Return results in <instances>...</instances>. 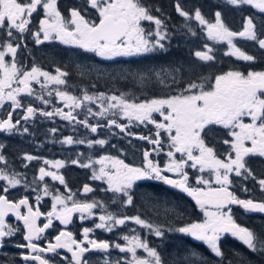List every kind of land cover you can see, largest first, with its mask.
<instances>
[{
	"label": "snow or ice",
	"instance_id": "6c2138e0",
	"mask_svg": "<svg viewBox=\"0 0 264 264\" xmlns=\"http://www.w3.org/2000/svg\"><path fill=\"white\" fill-rule=\"evenodd\" d=\"M224 2L235 8L248 6L264 14V0ZM87 5L94 10L91 18L82 14L78 8L69 9L65 16L58 6V0H0V32L5 37L0 41V108L7 105L11 109L7 111L6 118L0 119V132L18 131L21 120L29 121L37 114L45 118L59 116L69 124L82 125L91 133H97L100 128H118L121 132H127L133 121L153 125L155 132L152 136H139V139L154 146L143 152L141 166L130 165L112 156H100L94 161L89 159L87 163L75 159L71 163L92 168L91 178L107 185L103 191L117 194L113 203L118 200L123 208L136 207L133 189L139 186L138 181H159L191 197L203 218L173 227L145 219L139 210L135 215L117 214L108 211L101 201H81L68 188L64 176L59 172L65 167V161L49 159L43 160L44 166L39 168V175L34 178L33 183L37 179L44 182L45 177H50L52 181H58L64 186V192L52 190L46 182L42 189H32L37 192V205L43 197L51 198V209L44 213L38 206L33 207L28 196L14 201L5 195L9 189L20 185L27 188L28 183L25 174L8 170L7 158L0 154V164L5 165L0 167V181L4 182L0 185V190L5 193L0 194V247L6 245L8 238L21 231L7 220L14 216L23 225L24 243H17L15 247L23 250L19 256L25 264H53L46 258V254H58V249L71 253L69 264H90L86 253H107L112 247L129 254L130 258L125 257L124 264H169L163 254L151 247L147 238L142 237L136 228L122 234L121 239L125 242L123 245L90 237L94 228L112 232L129 224L139 226L156 237H163L166 231L191 237L206 246L214 257L219 258L214 264H224L227 259L221 247V240L225 235L235 238L251 252L264 254V225L261 226V231L242 225L237 222L233 210V206H237L245 214L264 215V178L257 180L262 194L260 199L254 196L241 198L232 190L233 176L243 177L245 180L249 177L257 179L247 166L246 158L264 157V71H248L246 75L240 71H228L216 75L214 82L206 83L204 78L185 80L182 65L122 69L117 78L126 80L131 77L132 82L141 89L146 90L149 85L168 89L162 95L142 94L141 98L133 92L119 90L90 93L83 89L81 95H73L61 87L67 85L66 78L69 76L62 68L56 67L53 74L35 64L30 69L18 66L16 54L20 45H14L13 41L19 39L22 42L25 33L31 34L36 45L59 42L109 61L119 57L147 58L157 51L166 50L164 42L170 40L171 34L164 21L153 15L142 0H87ZM175 10L184 18L185 24L182 27L187 33L196 35L189 23L194 20L205 32L207 40L214 43L226 42V56H235L244 61L256 59L236 46L234 41L237 38L253 41L258 44L259 49L264 50V28L257 30L254 16H246L243 29L236 32L225 25L221 11L215 12L213 22L206 19L199 8L190 13L177 2ZM156 11L159 12L160 9L157 8ZM34 14L40 15L35 30L32 28ZM144 21L154 24L155 29L146 30L142 24ZM214 51L212 46L205 43L203 50H195L193 55L197 60L207 63L215 60ZM9 56L11 60L8 59ZM76 67L81 77L101 74V70L92 65L77 64ZM34 85H39L41 92H36ZM53 92L63 103V108L54 107L52 111H48L46 107L52 101L45 99V95L51 97ZM24 96L34 97L46 107L38 109L31 103L25 106L22 99ZM92 105H95V110ZM17 109H22L24 114L13 120ZM80 115H83V119H78ZM120 120H127L128 123L122 124ZM211 125H219L228 130L227 136L230 139H223L228 151L223 158L206 141V130ZM50 131L55 133L57 129L52 128ZM23 132L27 133L28 128L24 127ZM59 142L65 145L86 142L88 147H103L107 143L105 139L85 141L73 136H66ZM3 147L0 144V149ZM152 153L157 156L163 153L166 160L161 164L152 158ZM23 159L31 162L39 158L25 154ZM95 165H100L98 170ZM188 168L199 173L195 176L194 184L186 170ZM93 191L88 184L83 186V194ZM243 191L249 193L251 190L243 187ZM145 203L147 205V201ZM147 206L156 215L161 214L159 205ZM97 208L101 210L99 222L94 224V228H83L82 240H78L71 231L61 230L53 238L54 242L48 241L46 246L41 245V241L46 239V230L54 227V220L67 226L72 223L74 213H78L83 221L95 216L94 210ZM174 211V208H165L163 214L167 217L169 212ZM41 217L46 220L42 226L38 223ZM138 250H142L143 255ZM104 264H109V261L105 259ZM171 264L213 262L197 251H186L183 255L177 253ZM228 264L235 262L229 260Z\"/></svg>",
	"mask_w": 264,
	"mask_h": 264
},
{
	"label": "flooded vegetation",
	"instance_id": "af4514ba",
	"mask_svg": "<svg viewBox=\"0 0 264 264\" xmlns=\"http://www.w3.org/2000/svg\"><path fill=\"white\" fill-rule=\"evenodd\" d=\"M179 2L185 11L194 13L196 8H199L202 14L208 16L211 21L215 20V12L221 11L222 19L225 25L229 28L227 20H234L239 18H230L224 16L228 11L238 12L239 8H235L231 5H226L224 0H142L146 6H148L153 15L161 18L165 25L167 26V31L171 34L170 40H166L165 47L166 50H160L153 54H150L147 58L140 57H119L115 60H102L96 57L92 53H83L79 49H75L66 45H62L59 42H44L41 45H36L33 37L30 33H25L24 40L21 42L19 39L14 40L13 44H19V48L16 54V62L18 66L25 69H30L34 64L42 70L49 71L50 73L55 72L56 67H60L69 73L67 79V85L61 86L73 95H81L83 89H87L90 93L92 92H107L112 91H124L133 92L136 96L142 98V94L146 95H162L168 91V89L163 88L159 85H151L147 87L146 90L141 89L139 85L132 82L131 79H120L117 75L113 77L111 74L104 73L100 74V77L87 79L81 77L79 73H75L76 63L88 64L97 68H102L106 71L110 70L112 73L116 70L121 71L122 69H139L146 66L158 65L159 63L165 64L164 62L170 58L175 57L183 58L182 63L193 69L191 74L184 72L183 75L186 76L185 80L188 79H200L204 78L206 83L214 82L215 76L223 74L228 71H240L247 74L248 71H264V50L259 49L258 44L253 41H247L242 38H237L234 43L246 54L253 55L256 57L254 61H244L237 59L235 56H226L224 52L228 50L227 43H214L213 41L207 40L206 34L201 30L199 24L196 21H190L192 24L196 35H191L187 33L186 29L182 26L185 24L183 17L179 16L175 10L176 3ZM58 6L62 13L67 16L68 10L71 8H78L82 11V14L91 18L94 15V10H91L87 5V0H58ZM160 9L159 12L156 9ZM227 8V9H226ZM243 14V22L241 29L237 30L239 32L243 29L246 16H254V24L257 30L264 28V14L258 13L255 9L248 6L241 7ZM42 15V13L40 14ZM40 15L33 16L32 28L38 26ZM146 30H154L155 25L151 22H142ZM230 29V28H229ZM179 30V31H178ZM232 30V29H230ZM234 31V30H232ZM4 33L0 32V41L4 39ZM190 39L187 41V45L183 43L182 40ZM207 43L212 46L214 51L215 60L211 62H201L196 59L193 55L195 50H203V45ZM182 55V56H181ZM11 60V56L8 57ZM157 63V64H156ZM156 67V66H155ZM94 76V75H93ZM102 76V77H101ZM209 77V78H206ZM95 85V87H93ZM53 86H50L52 88ZM36 92H41L39 85H34ZM23 102L25 106L31 103L34 107L38 109H44L46 106L40 101L36 100L34 97L24 96ZM45 99H50L52 103L46 107V110L52 111L54 107L63 108V103L58 100L53 92L51 97L45 95ZM95 110V105H92ZM11 109L7 107L0 108V119L6 118L7 111ZM67 111V109H65ZM79 112V110H77ZM24 114L22 109H17L13 114V120L19 119ZM159 118V117H157ZM78 119H83V115L78 116ZM95 123V120L91 121ZM103 123V122H102ZM120 123L127 124V120H120ZM27 127L28 132L24 133L23 128ZM56 128L57 131L52 133L50 130ZM18 131H13L12 133L0 132V144L4 147L0 149V154H3L8 161V170H15L18 173L25 174V178L28 186L33 189L39 185H44L46 182L52 190L59 189L64 192V186L60 185L58 181H52L50 177H45V181L41 182L38 179L33 183L35 177L39 175V168L43 165L44 159L49 160H60L58 154H68L66 151H61L59 147V141L62 137L73 136L75 139L80 140H95V139H105L107 143L101 147L99 145H93L92 147L98 148L95 151V155L91 153V147H88L87 143L82 144H72L73 152L77 156H69L68 158L61 157V160L65 161V167L59 170L65 178L68 188L71 189L73 193L76 194V198L81 201H92L93 199L103 202L108 211L113 213H126L128 215L137 214V210L145 219H151L154 223H164L165 225H171L173 227L178 226L183 223H191L194 221L201 220L203 218L200 210L192 205V208H187V198L177 189H173L170 186L164 185L159 181H138V187H134L133 191L135 193L134 199L136 201V207L129 206L128 208H123L119 201L113 203L116 199L117 194L106 191H98V182L102 183L107 188V185L103 181L93 180L92 174L90 175V169L83 168L78 164L71 163L72 160L80 159L82 156L84 159H88L91 156H97L101 154L102 156H110L107 152L117 153L116 157L124 160L125 163L134 166H141L143 164V152L145 150H151L154 146L149 144L146 140L139 139V136H152L155 132L153 125L148 124H138L133 121L129 126L127 132H121L118 128H112L111 130L107 128L98 129L97 133H91L85 129L82 125L69 124L68 121L62 120L59 116L53 118H45L37 114L35 117L29 121L21 120V124L18 126ZM226 129H223L219 125H211L206 130V141L209 146L214 147L217 154L223 158L224 154L228 151V146L223 144V139L230 137L227 136ZM166 139V135H165ZM28 144H26V143ZM25 154H30L39 159L33 160L31 162L23 159ZM152 158L158 160L163 164L166 160V156L161 153L157 156L152 153ZM72 159V160H71ZM81 163H87L86 161H80ZM247 166L252 170L256 176V180L249 177L245 180L243 177H235L232 179L234 181L233 191L237 193L241 198H249L254 196L257 199L262 198V194L257 183L258 179L264 178V157H248L246 158ZM27 164V167L24 165ZM0 167H5V165L0 164ZM47 167V166H45ZM189 172L190 180L194 184L195 176L199 173L191 168L186 169ZM207 176V173H204ZM4 182L0 181V185ZM85 184H88L93 188V192L83 194L82 189ZM243 187H247L251 191L245 193ZM0 194H5L0 190ZM5 195L9 199L17 201L24 196H28L33 207H39L42 212L47 213L51 209V198L43 197L39 205H37L35 197L37 195L36 191L24 190L23 187L17 186L16 188L9 189L8 193ZM42 195V193H41ZM159 205L160 215H156L155 212L150 210L146 205ZM175 209L174 212H169L166 217L164 209ZM234 215L237 222L248 226L254 227L257 231H261V226L264 225V215L261 214H245L242 209L234 207ZM26 211V210H25ZM190 211L193 215L187 218V212ZM95 216L80 220L78 213L73 214L72 223L69 225H61L59 221L54 220V227L49 228L45 232L46 239L41 241L42 246H46L48 241L54 242V237L61 230L71 231L78 240H82V230L85 227L94 228V224L98 223V216L101 214L99 208L95 209ZM8 222L18 226L21 231L12 238H8L5 246L0 247V264H25L23 260L20 259L19 253L23 251L22 249H17L15 244L24 243L23 241V225L18 222L14 216L7 218ZM189 220V222H187ZM46 220L41 217L38 223L42 226ZM136 228L137 232L142 236L146 237L149 241L151 247L157 248L171 264L172 252L177 255V253H185L190 247H201L204 250L199 251L203 256H205L210 262L218 260L214 257L211 252L201 244L200 242L194 241L191 237L184 236L183 234L176 232H165L163 237H156L147 232V230L140 229L139 226L129 224L127 227L121 226L114 229L112 232H107L102 229H95L90 233V237L97 240H106L109 242L124 244L125 242L121 239L122 234L129 232V229ZM242 247L247 249L242 243H240L235 238L230 235H225L221 240V247ZM248 250V249H247ZM58 254L47 253L46 258L53 262V264H69L71 260V253L64 249H58ZM248 252H251L250 250ZM139 254L143 255L142 250H138ZM171 254V257H170ZM86 258L90 261V264H104L105 259L109 261V264H124L123 260L127 256L126 253H121L117 248H110L107 253L101 252H89L85 254ZM67 259H64V258ZM264 258H253L250 253H248V258L246 257H236V264H257L256 261ZM232 260V259H231ZM229 261V260H228ZM226 264V263H224Z\"/></svg>",
	"mask_w": 264,
	"mask_h": 264
},
{
	"label": "rangeland",
	"instance_id": "374dc122",
	"mask_svg": "<svg viewBox=\"0 0 264 264\" xmlns=\"http://www.w3.org/2000/svg\"><path fill=\"white\" fill-rule=\"evenodd\" d=\"M227 9V8H226ZM204 16H205V18L206 19H209V20H211L208 16H206L205 14H203ZM179 31V30H178ZM188 40H190V39H185V40H182L183 41V43L185 44V46L187 45V41ZM182 56V55H181ZM169 59L168 60H166L164 63L165 64H162V63H159L158 65H151V66H153V67H160V66H165V67H167V66H169V65H172V66H176V65H182L183 66V68H184V72H187L188 74H191L192 72H193V69L192 68H189L188 66H186L185 64H183L182 63V60H183V58H181V57H175L174 59H172V58H170V57H168ZM75 63H76V65L77 64H81V63H78V61L77 60H75ZM157 64V63H156ZM97 68V67H96ZM98 69H100L101 70V72L102 73H104V71L107 73V74H111L113 77H115L120 71H118V70H116V71H114V72H112V73H109L110 72V70H108V71H106V70H104V69H102V68H98ZM135 69H137V68H135ZM135 69H133V70H135ZM75 73L77 74L78 73V71H77V67H76V69H75ZM101 73V74H102ZM226 73V72H225ZM78 75V74H77ZM94 75V76H93ZM97 77H100V76H98L97 74H95V73H93L90 77H85V78H87V79H90V78H97ZM102 77V76H101ZM185 78H186V76H184ZM206 78H209V77H206ZM129 79H131V77H129ZM148 87H151V85H149ZM64 137H62V139H63ZM26 143V142H25ZM26 144H28V143H26ZM59 147H60V149H61V151H66L68 154H69V156H77L74 152H73V150H72V147L71 146H69V145H65V144H61V143H59ZM98 148H99V146L97 147V148H95L94 149V147H91V153H92V155H95V151H97L98 150ZM108 154H110V156H112V157H116V155H117V153H115V152H107ZM68 154H58V158L61 160V157L60 156H62V157H65V158H68ZM100 156H102L101 154H99V155H97V156H91L90 158H88V159H84L82 156H80V161H86V162H88L89 161V159H91V160H97V159H99V157ZM116 158H118V157H116ZM118 159H120V158H118ZM72 160V159H71ZM97 170L99 169V167H100V165H95L94 166ZM92 171H93V169H90V175L92 174ZM95 181V180H94ZM29 185V184H28ZM98 191H102L103 189H105V186L102 184V183H99L98 182ZM22 187H23V189L24 190H32L31 189V187H27V188H25L23 185H21ZM43 186L44 185H39L38 187H34L33 186V188H37V189H42L43 188ZM187 251H197L198 253H200L199 252V250H196V249H188ZM172 252V258H174V257H176V254H174V251H171ZM127 254V253H126ZM183 254H185V253H182L181 255H183ZM201 254V253H200ZM126 257H129V254H127V256ZM170 257H171V254H170ZM130 258V257H129ZM123 263H124V260H123Z\"/></svg>",
	"mask_w": 264,
	"mask_h": 264
},
{
	"label": "trees",
	"instance_id": "16d2710c",
	"mask_svg": "<svg viewBox=\"0 0 264 264\" xmlns=\"http://www.w3.org/2000/svg\"><path fill=\"white\" fill-rule=\"evenodd\" d=\"M224 16H227L230 18H239V19H234V20H227L226 22L228 23L229 28L234 30V31L241 29V25L243 22V20H242L243 14L239 15L238 12L228 11L224 14ZM187 208L188 209L192 208V205L188 200H187ZM192 215H193L192 212H190V211L187 212V218L191 217ZM187 222H189V220ZM188 249H190V248H188ZM195 249H198L200 251L204 250L201 247H195ZM222 250L225 252L226 257H227V259L224 261V263H227V264H228V260H231V259H232V261L235 262V256L248 258V253H250L253 258H264V254L248 252L249 250L243 249L242 247H238V246L237 247H233V246L232 247H226V248H223ZM256 263L257 264H264V260L263 259L257 260ZM235 264H236V262H235Z\"/></svg>",
	"mask_w": 264,
	"mask_h": 264
},
{
	"label": "water",
	"instance_id": "95a60500",
	"mask_svg": "<svg viewBox=\"0 0 264 264\" xmlns=\"http://www.w3.org/2000/svg\"><path fill=\"white\" fill-rule=\"evenodd\" d=\"M186 195V194H185ZM186 197H188L187 195H186ZM194 204H195V201L194 200H192L191 199V197H188ZM196 205V204H195Z\"/></svg>",
	"mask_w": 264,
	"mask_h": 264
}]
</instances>
